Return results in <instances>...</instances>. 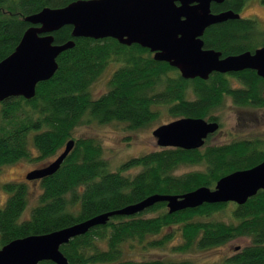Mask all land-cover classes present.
Returning a JSON list of instances; mask_svg holds the SVG:
<instances>
[{
    "label": "trees",
    "instance_id": "16d2710c",
    "mask_svg": "<svg viewBox=\"0 0 264 264\" xmlns=\"http://www.w3.org/2000/svg\"><path fill=\"white\" fill-rule=\"evenodd\" d=\"M72 1L75 0H0V60L14 50L30 26L26 16ZM243 1L212 3L211 11L236 13ZM71 31V25H64L52 33L54 44L72 40L74 45L57 56L55 73L37 83L33 97L15 96L0 101V166L22 159L40 162L57 157L66 143L73 141L59 168L39 178L41 191L27 217L23 216L29 202L26 184L4 183L7 197L0 206V248L14 239L51 233L138 203L155 193L182 194L201 186L213 188L221 177L264 160L262 137L222 144H208V137L199 148L161 147L130 158L117 171L110 170L94 139L73 136L76 126L90 120H114L137 129L156 120L157 106L166 108L175 118L217 122L212 112L225 96L240 106L264 107V81L252 69L214 72L205 80L184 79L175 67L155 60L154 53L138 44L123 45L110 37H72ZM202 40L205 48L219 51L223 57L253 52L264 46V29H258L254 21L230 19L207 27ZM109 60L117 61L118 67L108 90L92 98L90 86ZM182 166L196 169L175 174ZM131 168L139 169L134 174H124ZM229 203H203L169 213L166 202H157L133 215L111 216L104 225L70 239L60 246V251L68 264H165L158 259L125 258L124 248L141 244L147 236L175 225L182 238L179 250L193 245L205 249L236 237H248L249 243L221 264H264V189L241 205L232 204L229 221L215 219L214 214L226 210ZM155 210L160 212L144 216ZM169 238L171 234L146 243L162 246ZM39 264L55 263L45 260Z\"/></svg>",
    "mask_w": 264,
    "mask_h": 264
},
{
    "label": "water",
    "instance_id": "95a60500",
    "mask_svg": "<svg viewBox=\"0 0 264 264\" xmlns=\"http://www.w3.org/2000/svg\"><path fill=\"white\" fill-rule=\"evenodd\" d=\"M224 0H75L63 7H45L26 16L30 24L14 50L0 60V101L8 97L34 96L37 83L48 80L57 69V56L74 45L72 40L54 44L53 32L71 25L72 37L113 38L123 45L138 44L154 53L158 61L175 67L182 78L207 79L212 73L255 70L264 81V46L253 52L222 56L204 47L205 29L239 17L232 10L211 11V4ZM219 128L217 122L182 117L152 131L158 146L196 149ZM73 146L66 143L54 161L27 174L28 179L54 173ZM264 189V160L218 179L213 188L201 186L182 194L147 196L138 203L96 215L82 222L42 235L14 239L0 248V264H39L49 260L68 264L60 251L75 236L104 225L113 215H133L166 202L169 213L203 203L234 202L241 205Z\"/></svg>",
    "mask_w": 264,
    "mask_h": 264
},
{
    "label": "rangeland",
    "instance_id": "374dc122",
    "mask_svg": "<svg viewBox=\"0 0 264 264\" xmlns=\"http://www.w3.org/2000/svg\"><path fill=\"white\" fill-rule=\"evenodd\" d=\"M244 9V14L255 15L259 18L258 29H264V5L258 0H250ZM255 1V2H254ZM258 2V3H257ZM256 37L254 36V39ZM118 62L109 60L99 77L91 84L90 94L92 98L99 97L108 90L109 80L117 69ZM235 86L236 82H232ZM157 108V109H156ZM158 117L152 123L137 129H131L124 122L109 121L99 123L90 120L75 127L73 136L76 138H92L101 148L103 158L108 162L109 169L117 171L120 166L132 157L141 156L153 150L160 149L152 131L156 127L167 124L177 118L171 116L166 108L157 106ZM212 114L217 118L218 130L211 134L208 144H222L234 139H246L254 137L264 138V107L240 106L234 103L230 96H225L222 103L216 107ZM59 152V151H58ZM33 155L37 152L32 149ZM56 155L40 162L18 160L14 163L0 166V206L6 201L7 193L3 188L4 183L16 182L25 183L28 187L29 202L23 211V216L29 215V208L36 204L40 194V183L37 179H28L27 174L35 169H41L54 161ZM139 168H131L124 171V174H134ZM195 166H182L175 170V174H183L195 170ZM234 202H230L227 209L214 214L215 219L229 221V212ZM160 210L149 211L145 217L154 216ZM217 217V218H216ZM171 234L162 246H150L146 241L161 238ZM182 243L180 229L178 226H171L162 230L161 233L147 236L141 243H135L132 247L126 245L124 248L125 258L136 260L158 259L165 264L179 261H187L189 264H221L223 260L249 243L248 237H236L226 243L209 247L198 248L193 245L188 250H179L177 247Z\"/></svg>",
    "mask_w": 264,
    "mask_h": 264
},
{
    "label": "flooded vegetation",
    "instance_id": "af4514ba",
    "mask_svg": "<svg viewBox=\"0 0 264 264\" xmlns=\"http://www.w3.org/2000/svg\"><path fill=\"white\" fill-rule=\"evenodd\" d=\"M258 1H260L261 3H263V4H260V3H258L259 5H264V0H258ZM251 1L250 0H244L243 1V3H242V5L240 6V8H239V10L236 12L237 14H239V17H237V18H235V19H239V20H249V21H254V22H256V24L258 25V28H260L259 27V24H258V21L260 22V20H259V18L257 17V16H255V15H252V16H248V15H245L244 14V9H245V7H246V5L248 4V3H250ZM255 2V1H254ZM230 20V19H229ZM261 23V22H260ZM263 25H264V23H263ZM132 45V44H131ZM129 46V45H128ZM178 119V118H177ZM208 137H210V135L208 136ZM207 137V138H208ZM206 138V139H207ZM205 143V142H204ZM204 145V144H203ZM37 180H39V179H37Z\"/></svg>",
    "mask_w": 264,
    "mask_h": 264
},
{
    "label": "bare ground",
    "instance_id": "6f19581e",
    "mask_svg": "<svg viewBox=\"0 0 264 264\" xmlns=\"http://www.w3.org/2000/svg\"><path fill=\"white\" fill-rule=\"evenodd\" d=\"M227 204V203H226ZM215 205V204H214ZM237 205V204H236Z\"/></svg>",
    "mask_w": 264,
    "mask_h": 264
}]
</instances>
